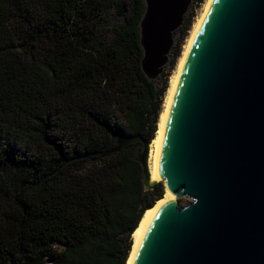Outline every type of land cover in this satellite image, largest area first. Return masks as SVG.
I'll return each mask as SVG.
<instances>
[{
  "label": "trees",
  "instance_id": "trees-1",
  "mask_svg": "<svg viewBox=\"0 0 264 264\" xmlns=\"http://www.w3.org/2000/svg\"><path fill=\"white\" fill-rule=\"evenodd\" d=\"M142 10L0 0V264H126L130 233L164 188H142L130 149L140 141L101 152L120 133L154 136L179 55L160 86L144 75Z\"/></svg>",
  "mask_w": 264,
  "mask_h": 264
},
{
  "label": "water",
  "instance_id": "water-1",
  "mask_svg": "<svg viewBox=\"0 0 264 264\" xmlns=\"http://www.w3.org/2000/svg\"><path fill=\"white\" fill-rule=\"evenodd\" d=\"M142 2L139 65L150 79L189 0ZM140 138L120 133L101 153L140 141L148 189L156 181ZM157 166L174 199L147 217L132 264H264V0H211L172 92Z\"/></svg>",
  "mask_w": 264,
  "mask_h": 264
},
{
  "label": "bare ground",
  "instance_id": "bare-ground-1",
  "mask_svg": "<svg viewBox=\"0 0 264 264\" xmlns=\"http://www.w3.org/2000/svg\"><path fill=\"white\" fill-rule=\"evenodd\" d=\"M210 2L211 0H205V2H203L204 3L203 7L201 11L199 12L194 22L193 27H191L187 41L183 44L182 52L180 54V57L174 69V72L170 75L169 84L167 86V89L164 92L163 105L161 106L159 118H158V121L156 122V130L154 132V136L151 137L149 141H147V153L145 154V162H146V168H147L146 171L148 175L147 176L148 180L157 181L158 179H160L157 175V170H158L157 164H158V154H159V147H160V138H162L163 122H165L167 108L169 107L172 92L175 89L178 76L181 73L182 65H183L184 59L186 58L189 44L192 43L195 32L197 28L199 27L201 19L204 13L206 12ZM168 199L172 200L174 199V196L164 189L162 196L156 201H154L153 204L149 205L146 209H144L142 216L138 220L137 225L135 226L133 231L130 233L132 243H131V248H129V253L126 259V264H132L133 257L135 254V249H137L138 247V243H139L141 234L143 233L147 217H149L151 211L153 210V208H155L158 205L159 202H162L163 200H168Z\"/></svg>",
  "mask_w": 264,
  "mask_h": 264
},
{
  "label": "rangeland",
  "instance_id": "rangeland-1",
  "mask_svg": "<svg viewBox=\"0 0 264 264\" xmlns=\"http://www.w3.org/2000/svg\"><path fill=\"white\" fill-rule=\"evenodd\" d=\"M203 2H205V0H201L198 3H195L192 0H189V3L187 4L186 10L182 14V20H181L180 25L178 27H176V29H174L172 31V40H173V42L170 45V48H169V51H168V54H167V59L163 63L160 72H158L152 78H150L154 82L155 85L160 86V84H161V76H162L161 74H163V72L168 67L169 61L172 58V49L175 47L176 49H178L179 55L177 56V58L173 59V61H172L173 62L172 63V67L173 68L172 67L169 68V73H168V75H166V81H167V84H169L170 75L174 72V69L176 67V64L178 62V59H179L180 54H181L182 49H183V44L187 41V38H188L189 32L191 30V27H193L194 22H195L199 12L201 11V9L203 7V4H204ZM187 18H189V27L186 28L185 30H182L181 27H182L185 19H187ZM173 64H174V66H173ZM163 98H164V95H163ZM162 105H163V100H162ZM161 106H160V110H161ZM159 114H160V112H159ZM158 118H159V115H158ZM130 149L133 152H135L134 154L136 156L137 153L141 152L142 146L139 143V144L131 147ZM157 182H159L161 184V189H162L163 188L162 181L160 179H158L156 181V183ZM156 183H155V185H156ZM185 201H186V198L184 196H179L178 197L179 204H182Z\"/></svg>",
  "mask_w": 264,
  "mask_h": 264
}]
</instances>
